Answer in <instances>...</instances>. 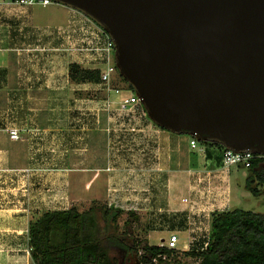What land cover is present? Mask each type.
I'll list each match as a JSON object with an SVG mask.
<instances>
[{
    "label": "crops",
    "instance_id": "1",
    "mask_svg": "<svg viewBox=\"0 0 264 264\" xmlns=\"http://www.w3.org/2000/svg\"><path fill=\"white\" fill-rule=\"evenodd\" d=\"M26 12L2 7L0 20L15 24L30 14L28 8ZM63 12L67 15L65 27L54 35L33 37L22 28L10 32L0 26V264H34L28 226L46 212L95 202L110 208L112 200H119L122 205L145 206L144 214L151 222H174L169 231L185 232L189 228L187 218L194 219L190 213L195 210L193 204L209 214L229 211L244 191L245 172L240 167L216 168L189 144L186 167L181 170L179 147L174 151L170 143L183 136L167 135L149 120L156 137V143L150 139L149 147L155 144V148L145 155L139 179L134 178L130 170L132 150L126 139L138 137V131L130 136L127 121H100L98 117L96 121H81L83 118L69 108L74 105L78 109L84 102L69 96L71 92L85 85L99 86L74 81L70 66L89 71L100 66L76 51L82 14L73 9ZM137 122L145 125L144 121ZM10 129L17 131L18 140L9 139ZM118 131L122 144L111 151L107 148L108 135ZM170 158L176 161V169H169ZM233 175L240 186L231 184ZM200 179L203 181L198 183ZM207 179L210 186H206ZM134 188L150 190L146 195L151 199L133 202L134 197H122L121 190ZM134 209L129 212H137ZM163 232L149 231L148 242Z\"/></svg>",
    "mask_w": 264,
    "mask_h": 264
},
{
    "label": "water",
    "instance_id": "2",
    "mask_svg": "<svg viewBox=\"0 0 264 264\" xmlns=\"http://www.w3.org/2000/svg\"><path fill=\"white\" fill-rule=\"evenodd\" d=\"M99 25L156 127L264 155V0H51Z\"/></svg>",
    "mask_w": 264,
    "mask_h": 264
},
{
    "label": "trees",
    "instance_id": "3",
    "mask_svg": "<svg viewBox=\"0 0 264 264\" xmlns=\"http://www.w3.org/2000/svg\"><path fill=\"white\" fill-rule=\"evenodd\" d=\"M70 72L74 81L99 83V71L80 70L72 65ZM118 77L126 89L133 92V88L119 74ZM144 114L148 119L145 110ZM198 144L204 147L206 162H213L216 168L222 166L225 151L222 145L213 142ZM238 167L245 172L244 191L253 197L264 195V157L252 161L247 169ZM122 214L118 209L99 206L81 213L74 207L43 213L28 226L33 263L122 264L112 254L113 251H121L126 258L135 257L136 264H151V259L159 254L172 255L173 252L158 248L147 240L128 244L124 233H111L109 228L116 225ZM127 214L138 220L134 213ZM208 224L207 248L201 252L185 253V256L197 258L199 264H264V214L240 209L214 211Z\"/></svg>",
    "mask_w": 264,
    "mask_h": 264
},
{
    "label": "rangeland",
    "instance_id": "4",
    "mask_svg": "<svg viewBox=\"0 0 264 264\" xmlns=\"http://www.w3.org/2000/svg\"><path fill=\"white\" fill-rule=\"evenodd\" d=\"M2 7H12V6L0 5V8ZM12 8H16V7H12ZM17 9H21V8H17ZM68 9H71V8L65 7L59 3H54V2H52L50 5L46 7L34 6L31 8H28V10H30V14H27L26 17L25 15H23L22 16L23 18L18 20L17 23L14 24L8 19H5L3 21L0 20V26L1 28L7 29L10 32L12 31L17 32L19 28L20 29L22 28V30H24L25 33L33 34L32 35L33 37L54 35L56 34L55 32H59L65 27L64 25L66 24L67 15H66V12H63V10L68 11ZM26 10L27 9H21V11H25V12ZM25 22H26V25L23 27L22 25ZM116 72L118 74L117 70ZM114 86L119 89L126 88V85L119 79L118 76H116V82L114 83ZM72 95H74V97L76 98L84 99L83 104H80L78 109L72 104H71L72 107H69L70 109H72L73 113L78 115V116L77 115L75 116H77L79 119L80 117L83 118L81 119V121H96V117L100 118V121H127L129 131L130 130L134 131V133L130 132L131 134L130 136H132L133 134H135L136 131H138L136 133L138 134V137L137 135L136 137L133 135L132 139H130V137L126 139L128 140V145L130 149L132 150L130 152V155H131V162H130L131 169L130 170L133 171L132 172L133 177L138 180L140 171L142 170L143 165H145L146 163L145 155L147 154V152H149L148 154L152 153L153 151L152 148H155V144H152L153 146L151 145V148L149 147L150 139L151 141H154L156 143L155 141L156 137L153 136V132H152V130L155 128L150 130L149 127L150 126L153 127V125H151L150 123H147L148 119L146 118L143 110H141V107H134L129 111H119L118 110L119 107L116 103H118L121 97H111L110 100L108 101L107 100L108 94L105 92L102 85L93 86V87L85 85L84 88H82V90H76L74 92H71L69 96H72ZM109 103L110 105L108 106L107 104ZM137 121H144L145 125H143L144 124L143 122L138 123ZM138 124H142V125H138ZM163 131L167 135L169 134L175 137H181V136L171 134L168 131H165V130ZM108 136H109V140H108L109 143H108L107 148L112 149L111 151H115L116 149L120 148V145L122 144V139H120L121 137H119V131L115 132L114 134L110 132ZM188 141H189L188 138L183 136V138H181L180 141L178 142L171 141L170 143V147H172L174 151H176L174 147H176L177 145L179 147L178 150H179L180 155H178V159L180 163L179 168L181 170L186 167V151H188L187 150ZM170 152L171 151H169L168 154H170ZM167 164L170 170L177 168L176 161L175 162L172 161L171 158L167 162ZM106 171H108V169H106ZM232 178L233 179L231 181V184L235 186H240L239 182L236 179V176L233 175ZM200 181L202 182L203 180L200 179ZM235 182H237L238 184H235ZM206 186H210L209 179L206 180ZM234 190L235 188H233V191ZM120 193L124 194L122 195V197H125V198L134 197L133 202L135 201L141 202V200L144 201L145 199H151L148 197L151 194V191L142 190L141 188L123 189L120 191ZM176 196L179 197V195L177 194ZM117 201L119 200L111 201V204L112 203L114 204L112 205L114 208L113 207L112 208L122 209L120 211H122L123 214L117 219L116 225L109 228V231L111 233H117V234L124 233L126 239L128 240L127 242L128 244H131L132 241H142V240L148 241L149 231H161L162 233H164L163 231H165V234H154L152 238L150 239V242L152 245L157 244L161 239L166 238V233H170L171 231L169 230L172 229L175 225L174 222H170L169 220H164L163 222H157V221L151 222V219L149 218L148 214L147 213L144 214V210L146 208L145 206L142 207L141 205H137L133 207L127 204L122 205ZM102 203L95 202L91 206H86V207H78L75 205L73 206L80 213V212L87 211L90 207H93V206L106 207ZM192 206L194 207L195 209L194 212L196 213V214H193L194 212H190L191 215L194 217L193 222L195 223V226L197 228L202 229L201 232H196L197 233L196 235H198L197 239H201L204 233V229H205L204 226H206L205 224L209 221L211 213L209 214L201 206H195L194 204ZM134 208L138 209L136 210L137 212L134 213L135 216L138 218L137 221L129 217L127 214L129 213V211H132L131 209H134ZM234 209H240L243 211H249V212L257 213V214H264V195H260L259 197H253L249 193L245 194V192L242 191L241 193H239L237 202L233 203L229 211L234 210ZM151 211L153 212L155 211V209H152ZM184 217L186 218V216H182L183 220L185 219ZM188 221H192V220L187 218L186 223H188ZM177 229L183 230L181 227H178V226H177ZM182 236L186 237L187 233H185ZM112 254H114L116 259L122 264H134V263L136 264V262L134 261L135 257L128 256L130 258H126L127 256L126 257L124 256L125 253L121 251H113ZM184 254L175 255V257L173 258L174 262H172L171 264H199L200 261L197 258L185 256Z\"/></svg>",
    "mask_w": 264,
    "mask_h": 264
},
{
    "label": "built area",
    "instance_id": "5",
    "mask_svg": "<svg viewBox=\"0 0 264 264\" xmlns=\"http://www.w3.org/2000/svg\"><path fill=\"white\" fill-rule=\"evenodd\" d=\"M52 3L51 0H0V5H8L16 8L27 9L34 6L46 7ZM80 38L76 51L83 54L86 60L98 64L99 85L108 94L107 100L111 97H121L118 103L119 111H129L134 107H141L140 100L137 96L127 89H119L114 86L116 76H118L114 63V45L110 37L104 30L94 23L91 19L82 15V22L79 28ZM108 106L110 105L107 104ZM133 132V130H131ZM10 140H18L19 135L16 130H8ZM189 147L195 152L204 155V147L199 146L198 142L191 138L189 139ZM264 157V155L254 154L251 152L233 153L225 150L222 154L221 164L224 170L231 167L241 166L243 169L250 167L251 162ZM201 183V181H198ZM186 201V200H185ZM194 214H196L194 212ZM198 216V215H196ZM207 216V215H206ZM189 228L186 237L181 232L171 231L167 233L165 239H161L156 245L158 248H163L173 252L172 255L159 254L151 259V264H171L174 262L175 255L188 252L204 251L209 243V224H205L204 233L201 239H197L196 232H201V228H197L193 221L188 222ZM202 234V233H200Z\"/></svg>",
    "mask_w": 264,
    "mask_h": 264
},
{
    "label": "flooded vegetation",
    "instance_id": "6",
    "mask_svg": "<svg viewBox=\"0 0 264 264\" xmlns=\"http://www.w3.org/2000/svg\"><path fill=\"white\" fill-rule=\"evenodd\" d=\"M124 253V252H123ZM126 257V255H124Z\"/></svg>",
    "mask_w": 264,
    "mask_h": 264
}]
</instances>
